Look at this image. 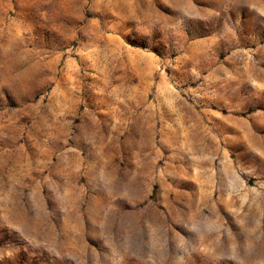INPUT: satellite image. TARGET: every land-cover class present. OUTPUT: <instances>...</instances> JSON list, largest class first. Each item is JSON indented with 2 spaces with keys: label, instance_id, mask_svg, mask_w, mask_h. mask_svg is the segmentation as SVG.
Here are the masks:
<instances>
[{
  "label": "rangeland",
  "instance_id": "374dc122",
  "mask_svg": "<svg viewBox=\"0 0 264 264\" xmlns=\"http://www.w3.org/2000/svg\"><path fill=\"white\" fill-rule=\"evenodd\" d=\"M0 264H264V0H0Z\"/></svg>",
  "mask_w": 264,
  "mask_h": 264
}]
</instances>
